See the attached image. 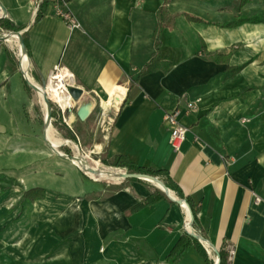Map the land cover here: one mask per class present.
Here are the masks:
<instances>
[{
    "label": "crops",
    "instance_id": "crops-1",
    "mask_svg": "<svg viewBox=\"0 0 264 264\" xmlns=\"http://www.w3.org/2000/svg\"><path fill=\"white\" fill-rule=\"evenodd\" d=\"M65 2L79 29L68 30L49 1L35 21L37 0H0L28 44L20 61L14 43H0V159L21 156L16 165L0 161V264H170L188 234L185 208L167 196L132 211L158 190L149 182L91 180L44 146V105L25 78L41 87L57 64L83 91L66 127L74 137L93 140L108 164L123 156L166 170L197 209L192 230L208 257L191 246L176 264H210L226 246L228 264H264V23L222 26L264 17V0ZM163 5L172 22L157 34L159 60L139 75L155 52ZM188 102L175 152L162 116ZM83 103L92 110L80 121ZM51 122L65 127L54 111ZM32 188L45 197L24 199Z\"/></svg>",
    "mask_w": 264,
    "mask_h": 264
},
{
    "label": "trees",
    "instance_id": "trees-1",
    "mask_svg": "<svg viewBox=\"0 0 264 264\" xmlns=\"http://www.w3.org/2000/svg\"><path fill=\"white\" fill-rule=\"evenodd\" d=\"M170 0H165L164 5L168 3ZM246 0H240L241 3H245ZM48 5V0H43L41 4L39 5L35 21H39L44 13L45 9ZM164 5L160 8L159 14H160V22L157 24V27L154 32V47H155V52L153 53V56L151 58L150 64L147 66V68L141 72H139V75H142L146 73L147 71H150L152 68H154L156 62L159 60V55H158V49H159V42L157 40V34L161 28V25L163 23H166V25L170 26L171 25V19L167 16V13L165 11ZM264 23V17L263 16H255L251 18H246V17H237L231 20L230 22L223 24V27L227 28H232V27H237L243 23ZM0 28L12 32H18L19 29L14 27L11 23H9L5 19H0ZM25 47L28 51V44L25 38H23ZM238 69H228L227 72H235ZM228 74V73H227ZM231 74L227 75L229 77ZM124 103V102H123ZM53 116V111L51 113V117ZM67 131L69 129L67 128ZM109 166H111L114 169H125L129 173H140V174H147L151 175L153 177L158 178L160 181L163 182V184L171 191L173 192L179 199H184L185 202L188 204L192 216H193V222H192V227L196 228L197 227V209L194 208V206L190 203L188 198H184L181 191L177 186H175L171 180L168 177L167 171L163 169H150V168H144L140 166H136L132 163H130L125 157L123 156H115L113 160L110 162ZM121 172H113L109 168L103 167L100 172H96L94 174H98L102 177H112L114 175H118ZM46 191L42 188H32L27 191H25L22 195L24 199H27L31 202L39 199H43L45 197ZM161 200H167V197L160 191L156 190L154 193L150 194L148 197H146L142 202L138 203L136 206L132 208V211L140 210L141 208L145 206H150L153 205ZM193 246L205 259H207V254L206 251L203 249L201 244L191 237L190 235L184 233L174 244L172 249L170 250L169 254L166 257V261L169 262L170 264H176L181 257L187 252V250ZM219 263L218 264H228L227 259V253H225L223 250L219 251ZM211 264V262H210Z\"/></svg>",
    "mask_w": 264,
    "mask_h": 264
},
{
    "label": "built area",
    "instance_id": "built-area-1",
    "mask_svg": "<svg viewBox=\"0 0 264 264\" xmlns=\"http://www.w3.org/2000/svg\"><path fill=\"white\" fill-rule=\"evenodd\" d=\"M43 0H37L38 4H40ZM55 12V15L62 20L64 25L68 30H74L79 29L80 24L77 21V19L69 12L67 9V4L65 0H48ZM5 15L2 13L0 9V19H4ZM10 32V31H8ZM6 31H1L0 33H8ZM13 39V38H9ZM8 42V41H7ZM20 61L22 60V55L18 46L17 41L14 42V52H13ZM63 71L68 72L67 69L60 66L59 64L55 65L51 72L49 73L46 84L52 83L56 90L59 92L60 96H62L63 101L62 102H55L52 100L48 93L46 92V86L44 89V93L47 96L48 100L51 103L52 111H54L60 116L61 124H63L65 127L70 128V124L68 122L69 114L75 109L76 102L73 101L71 95L68 92L69 88L76 87L75 81L73 75L69 73V77L63 76ZM194 104L192 102L186 103L182 108H175L172 110L165 111L162 116V123L166 127L167 131L169 132V145L173 149V151L177 152L185 140L186 133L188 129L183 126L179 121V116L182 112L187 113L189 110L193 108ZM52 120V119H51ZM259 199L256 198V201ZM189 222V221H188ZM189 224V223H188ZM187 222L185 224L188 225ZM189 227V225H188ZM190 230H187V232H193L191 228ZM205 242V241H204ZM204 242L201 244L207 250L206 246L204 245ZM232 253L231 249L229 248V255ZM229 260V256H228ZM213 264H216L215 261H213Z\"/></svg>",
    "mask_w": 264,
    "mask_h": 264
},
{
    "label": "water",
    "instance_id": "water-1",
    "mask_svg": "<svg viewBox=\"0 0 264 264\" xmlns=\"http://www.w3.org/2000/svg\"><path fill=\"white\" fill-rule=\"evenodd\" d=\"M0 9H1L2 13L4 14L5 10L2 7H0ZM12 35L16 36V41L18 43L21 55H22V57L26 58V60H27L28 53H27V49H26L24 41H23L22 32L10 31L8 33H0V42H7L8 39L12 37ZM25 82L33 91L38 93V89L31 84V82L29 81V79L27 77L25 78ZM45 86H46V83L43 82L41 87H39L41 89V91H43V92H41V99H42L43 103L45 104V109H46V117L44 120V124L46 125V122H47L51 126L52 106H51V103L48 100L47 96L44 93ZM68 92L71 95L73 101L76 103L79 102L83 96V91L77 87L69 88ZM91 110H92V105L90 103H83L78 107V109L76 111V116L78 117V119L80 121H85L88 118V116L90 115ZM75 146L77 147L76 144H75ZM79 153L82 154L80 151H79ZM55 154L59 155L61 157L63 156V157L68 158L66 155H63L61 153H55ZM69 159L74 164V157L71 156ZM79 170L85 175L94 174V171L91 169L85 171V170H82L81 168H79ZM116 178H119L121 181L143 180V181H146L149 183L156 182V183L160 184L162 188H157L159 191H161L165 196H167L171 200L175 201L176 204L181 205L182 207L185 208V210L187 212L188 221H189L188 225H189V228L192 229L193 216H192V213H191V210H190L188 204L185 202L184 199L174 198L172 192L158 178L153 177L151 175H147V174L129 173V172H121L120 174L117 175ZM187 233L200 243L205 241L202 237L198 236L194 232H187ZM215 254L217 257V263L216 264H218L219 263V254L217 251L215 252Z\"/></svg>",
    "mask_w": 264,
    "mask_h": 264
},
{
    "label": "rangeland",
    "instance_id": "rangeland-1",
    "mask_svg": "<svg viewBox=\"0 0 264 264\" xmlns=\"http://www.w3.org/2000/svg\"><path fill=\"white\" fill-rule=\"evenodd\" d=\"M11 41H13V42H11L12 44L15 42L14 39H11ZM0 43L1 44H8V43H5V42L4 43L0 42ZM11 43H9V44H11ZM38 102H40V101L38 100ZM53 111H54V109H53ZM41 118L44 119V112L43 111L41 113ZM51 127L53 129V134H54L55 138L57 137L58 139H62L63 141L67 142L65 145L59 147L57 149V151L62 153L63 155H66L68 158L63 157V156L61 157V156L55 154L57 156V158H60V159L66 160L67 162L72 163L69 158L71 156H73L74 157V161H76V164L78 165V167L81 168L82 170H84L83 166H82V164H81V162H80V160H79V158L77 156V153L75 152V150L72 147V144L70 143V141H71L73 144L75 143L77 145L76 148H77L78 152L80 151L82 153L81 156L86 160V163L89 166V169L93 170L94 173L100 172L102 170V166L106 167V168H109L113 172H116V171L117 172H124L122 170L114 169L111 166H109L108 162L105 159H103V155H101L99 153H96L97 150L95 149L96 146H95V144H94L95 142L93 140H90L89 138H85V136L82 137L79 134H77L78 135V139H76L74 137V135L70 131H67L66 127L58 125L57 123H52L51 122ZM9 129H11V128H9ZM16 129L17 128L14 127L13 129H11V131L16 130ZM39 131H40V129L37 128V132H39ZM75 132H76V130H75ZM49 138H50L51 142L53 141V143L54 142H60V141L55 140V139H53L51 137H49ZM25 145L34 146V145H37V143L36 144L31 143V144H25ZM44 146L47 148L46 144H44ZM47 151L49 153H51L48 149H47ZM18 153H20V152H17L16 154H18ZM16 154L15 155L12 154V153H11V155H9L8 153L4 154V157H2L0 159V161H2V164L16 165V163L19 162V160L21 159V156H16ZM8 156H10V158H8ZM52 156H54V155L52 154ZM93 175L99 176L98 174H93ZM85 176L90 178L91 180H94L88 174L85 175ZM99 177H101V176H99ZM97 182H100V181H97ZM100 183L104 184L105 182H100ZM148 184H149V186H151V188L156 189L154 187V185H152L151 183H148ZM223 251L225 253H227V256H229V248H228V246L224 247ZM212 262L213 261H211V264H213ZM227 262H228V259H227Z\"/></svg>",
    "mask_w": 264,
    "mask_h": 264
},
{
    "label": "bare ground",
    "instance_id": "bare-ground-1",
    "mask_svg": "<svg viewBox=\"0 0 264 264\" xmlns=\"http://www.w3.org/2000/svg\"><path fill=\"white\" fill-rule=\"evenodd\" d=\"M11 38H13L14 39V41L16 40V36L15 35H12V37ZM11 42H13V41H11V39H8V43H11ZM24 65H25V62L23 61L22 63H21V66H22V70L23 71H25L24 70ZM69 74V73H68ZM63 76H65V77H69V75H67L66 74V71H63ZM29 81L31 82V84L33 85V86H35L37 89H38V95H39V97L41 98V92H43V91H41V89L36 85V84H34L31 80H30V78H29ZM46 92L48 93V96L52 99V100H54L55 102H62L63 101V98H62V96H60V94H59V92L56 90V88H55V86L51 83H47L46 84ZM38 97V98H39ZM41 101H42V99H41ZM42 103H43V101H42ZM43 105H44V109H45V104L43 103ZM45 117H46V109H45ZM51 137V138H53V139H55V140H58V141H60V142H54L53 143V141L51 142V140H50V138L49 137ZM44 142H45V144L47 145V147L50 149V150H52L53 152H56L57 151V149L59 148V147H61V146H63V145H65L67 142L66 141H63L62 139H58L57 137L55 138L54 137V134H53V129H52V127L46 122V125H45V129H44ZM56 143V144H55ZM70 143L72 144V147H73V149L75 150V152L77 153V156H78V158H79V160H80V162H81V164H82V166H83V169L85 170V171H87V170H89V166L87 165V163H86V160L81 156V154L78 152V150H77V148H76V146H75V144H73L71 141H70ZM74 164L78 167V165L76 164V161H74ZM91 178H93L95 181H100V182H105V183H108V182H111V181H117V180H120L119 178H116L117 177V175H114V176H112V177H98V176H96V175H93V174H88ZM152 185H155L154 187L155 188H162L161 187V185L160 184H158V183H156V182H152L151 183ZM157 186V187H156ZM172 196V195H171ZM187 219H188V217H187ZM187 224H188V220H187ZM186 227H188V225H186ZM189 228V227H188ZM188 228H187V230H188ZM204 245H206V244H204ZM216 263H217V257H216V261H215Z\"/></svg>",
    "mask_w": 264,
    "mask_h": 264
}]
</instances>
